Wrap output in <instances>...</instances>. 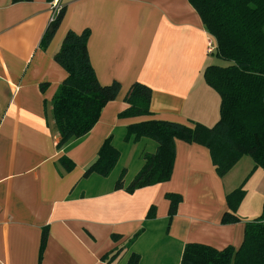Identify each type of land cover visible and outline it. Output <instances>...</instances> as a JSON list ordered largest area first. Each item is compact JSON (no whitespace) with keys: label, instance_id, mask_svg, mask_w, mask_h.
Returning <instances> with one entry per match:
<instances>
[{"label":"crops","instance_id":"0c3cea01","mask_svg":"<svg viewBox=\"0 0 264 264\" xmlns=\"http://www.w3.org/2000/svg\"><path fill=\"white\" fill-rule=\"evenodd\" d=\"M55 2L0 0V264H110L103 258L138 233L113 264H127L131 253L139 264H182L188 244L238 250L264 202V170L251 157L220 177L209 149L177 140L171 179L126 191L144 155L158 148L147 138L127 141L128 127L150 120L213 127L220 120L221 97L204 79L208 66L220 64L209 53L215 41L189 0H59L63 20L42 48ZM87 30L99 83L121 88L94 128L59 150L52 101L67 73L55 56L69 31ZM136 83L152 90V115L121 118ZM109 138L120 152L116 167L108 177L86 176ZM123 171L125 187L116 189ZM242 185L241 221L224 224L227 196ZM170 193L182 197L171 220Z\"/></svg>","mask_w":264,"mask_h":264},{"label":"trees","instance_id":"16d2710c","mask_svg":"<svg viewBox=\"0 0 264 264\" xmlns=\"http://www.w3.org/2000/svg\"><path fill=\"white\" fill-rule=\"evenodd\" d=\"M32 0H13L14 3ZM199 14L216 45V57L225 65H210L204 72L205 82L221 97L220 120L207 127L194 123L193 127L168 121L150 120L128 127L126 140L147 138L158 144L156 153L144 155V166L126 191L167 182L173 174L177 140L198 144L209 149L212 162L220 177L225 176L244 156L264 170V0H189ZM65 8L49 25L41 47L46 48L57 32ZM90 32L77 34L69 31L55 56L56 62L67 73L52 101L53 128L58 134L59 150L85 137L99 122L103 109L114 101L120 84L103 86L91 65L88 52ZM152 90L141 83L134 84L125 99L127 108L121 118L150 116ZM120 159V152L107 139L97 160L87 169L92 174L108 177ZM66 171L73 163L62 159ZM125 171L116 189L125 187ZM245 196L244 185L227 196L229 211L224 224L241 221L237 212ZM170 201V220L176 215L182 197L167 194ZM155 217L151 208L147 218ZM140 233L127 245L103 259L113 264L134 243ZM48 232H43L40 261H42ZM141 257L131 253L127 264H139ZM182 264H264V202L258 218L246 223L245 238L236 250L222 251L202 244L186 245Z\"/></svg>","mask_w":264,"mask_h":264},{"label":"built area","instance_id":"2783aa9c","mask_svg":"<svg viewBox=\"0 0 264 264\" xmlns=\"http://www.w3.org/2000/svg\"><path fill=\"white\" fill-rule=\"evenodd\" d=\"M62 9H63V6L60 4L59 0H56V2L53 5V14H52L51 19H50V24L55 22V20L57 19V17L61 13ZM214 50H216L215 42L210 40L209 41V53H213Z\"/></svg>","mask_w":264,"mask_h":264},{"label":"rangeland","instance_id":"374dc122","mask_svg":"<svg viewBox=\"0 0 264 264\" xmlns=\"http://www.w3.org/2000/svg\"><path fill=\"white\" fill-rule=\"evenodd\" d=\"M218 59V58H217ZM217 62H219L221 65H225V63L223 62V61H221V60H216ZM115 173H117V170L115 171Z\"/></svg>","mask_w":264,"mask_h":264}]
</instances>
